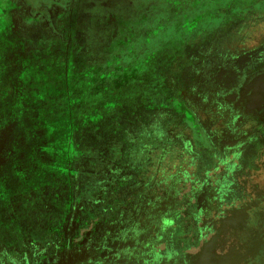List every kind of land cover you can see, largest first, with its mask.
Wrapping results in <instances>:
<instances>
[{
    "label": "rangeland",
    "instance_id": "obj_1",
    "mask_svg": "<svg viewBox=\"0 0 264 264\" xmlns=\"http://www.w3.org/2000/svg\"><path fill=\"white\" fill-rule=\"evenodd\" d=\"M61 1L68 4L72 0ZM152 1L150 20L143 9L135 13L125 9L117 14L122 21L104 20L106 25H101L92 18L87 28L74 19L66 32L67 14L61 22L65 6L57 8L60 13L48 17L43 25L18 0H0V159L10 153L7 145L25 157L21 172L16 173L21 185L7 191L6 181L0 183V241L8 236L4 222L17 216L8 205L20 193L29 206L21 234L15 229L13 238L35 239L33 245L9 243L5 254L11 250L17 255L18 248L20 253L27 248L28 255L40 249L47 255L70 245L74 258L79 259L76 263L102 264L93 258L96 234L102 231L97 228L143 192L153 193V184L161 188L165 154L158 132L177 98L174 85L186 48L208 34L202 33L203 37L194 32L195 22L182 36L183 24L172 18L177 7L170 15L162 0ZM223 1L226 4L219 2L214 7L213 1L208 5L211 12L204 13L202 23L213 15L230 14L242 1L253 4L256 14L261 11L258 3L264 5V0ZM226 20L216 25L210 21L208 29L215 31ZM162 27H169L170 37L147 36ZM20 140L34 143L14 148ZM261 194L258 189L251 198ZM64 217L73 220L76 228L68 242L70 237L59 228ZM229 225L228 237L219 242L224 245L221 264H264V243L244 227L242 216L232 218ZM111 232L115 230L108 229L106 238Z\"/></svg>",
    "mask_w": 264,
    "mask_h": 264
},
{
    "label": "flooded vegetation",
    "instance_id": "obj_2",
    "mask_svg": "<svg viewBox=\"0 0 264 264\" xmlns=\"http://www.w3.org/2000/svg\"><path fill=\"white\" fill-rule=\"evenodd\" d=\"M97 2L18 0L43 25L48 17L60 13L57 8L65 6L61 22L64 23L63 15L67 14L66 32L74 19L84 22L86 27L92 18L106 25V17L100 14ZM248 2L245 5L242 1V6L238 3L230 14L220 15L221 21L227 18L225 26L217 27L193 46L187 45V56L181 59L178 82L174 85L177 98L173 99L174 107H170L165 115L167 120L158 132L160 149L165 154L162 169L165 175L159 180L161 188L153 184V193L143 192L139 199L120 208L123 210L117 216L105 218V226L97 228L102 231L96 234L99 238L94 260L99 259L102 264H221L224 245L219 242L228 237L232 218L239 216L244 227L263 245L258 230L264 219L261 178L264 173V5L258 3L261 11L256 14L253 4L249 6ZM150 5L154 9V4ZM115 9L118 14L125 9L134 13L126 6ZM116 20L122 21L118 15ZM32 143L20 140L19 145L14 143V148H26ZM7 146L11 151L0 159L3 165L0 183L6 181L8 186L5 183L4 186L8 191L21 185L22 179L16 173L21 172L25 157ZM237 179L240 181L235 185ZM258 189L261 196L252 199ZM15 198L8 208L17 216L4 222L10 237L4 236L0 241V264L84 262L76 263L79 259L74 258L70 245L47 255H42L41 249L40 253L37 250L34 255H28L27 248L24 253L18 248L17 255H12L11 250L5 254L9 243L19 247L35 243L33 237H19L24 211L29 205L21 193ZM5 210L3 213H7ZM128 211V216L120 217ZM109 224L112 226L108 227ZM59 228L70 237L67 242L72 239L76 229L73 220L64 217ZM15 229L19 236L13 238ZM108 229L115 232L106 238ZM108 246L113 251L108 252Z\"/></svg>",
    "mask_w": 264,
    "mask_h": 264
},
{
    "label": "crops",
    "instance_id": "obj_3",
    "mask_svg": "<svg viewBox=\"0 0 264 264\" xmlns=\"http://www.w3.org/2000/svg\"><path fill=\"white\" fill-rule=\"evenodd\" d=\"M97 1H98L97 3L99 6L100 14L105 15V17H106L105 21H107V20L117 21L116 16L118 14V9H115V8L122 7V6L130 7L132 9V11H134V13L137 11L138 8H139V10L143 9L144 11H146V15L148 16L147 20H150V3L154 4V2H152V0H126L125 2L124 1H117V0H113L111 2H108V0H97ZM102 1H104V2H102ZM213 1H214V3H213ZM219 2H222L220 4L224 5V4H226L227 1H223V0H162V4L164 6L165 13L168 12V14H170L171 9H173L174 6L177 7V9L175 10L176 12L174 13L172 18H174L173 20H175L176 24L180 23L181 24L180 26H182V24H183V28L180 27V30H182V33H183L182 36L184 34H186V32H188V30H189L188 28L190 25L197 22V24H196L197 27L195 26L196 28L194 29V32L199 33L203 37H204V35H202V33L207 32V34H210L211 32L214 31L212 28L208 29L209 27H211V26H208L209 22L214 21L212 23L214 25H216L218 23V21L220 20L218 15L217 16L213 15V17H211V20H207V21L202 23V19L204 17L203 15L205 12H211L210 7L217 6ZM110 3L113 5L110 6ZM211 3H213V5L209 7L208 5ZM100 7H102V9ZM187 7H191V8H187ZM209 9H210V11H209ZM200 13H203V14L201 15ZM195 14H196V16L190 17L191 15H195ZM198 14H200L201 16ZM211 14H213V13H211ZM163 27L158 28V31L157 30L156 31L151 30V34H150V31L147 32L148 33L147 36L151 37V38H153V37H159V38L170 37L171 35H170L169 30H168L169 27L165 28V29H163ZM172 30H174V29H172ZM146 66L149 67L150 65L147 64Z\"/></svg>",
    "mask_w": 264,
    "mask_h": 264
},
{
    "label": "water",
    "instance_id": "obj_4",
    "mask_svg": "<svg viewBox=\"0 0 264 264\" xmlns=\"http://www.w3.org/2000/svg\"><path fill=\"white\" fill-rule=\"evenodd\" d=\"M261 178H262V181L264 182V173L261 176ZM258 231L260 232V236H261V238H262V240L264 242V219H263V223L261 224V226H260Z\"/></svg>",
    "mask_w": 264,
    "mask_h": 264
}]
</instances>
